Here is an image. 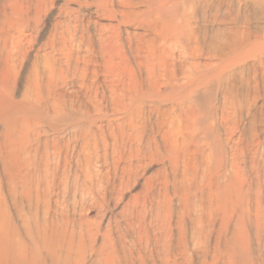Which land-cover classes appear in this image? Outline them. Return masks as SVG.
I'll return each instance as SVG.
<instances>
[{
	"label": "bare ground",
	"instance_id": "6f19581e",
	"mask_svg": "<svg viewBox=\"0 0 264 264\" xmlns=\"http://www.w3.org/2000/svg\"><path fill=\"white\" fill-rule=\"evenodd\" d=\"M64 1L34 55L25 103L9 106L10 83L52 1L0 0V117L14 106L56 120L32 125L27 118L12 129L26 130L25 152L36 142L40 153L30 167L38 184L24 202L52 212L43 234L57 236L68 252L78 234L77 249H85L83 232L93 227L58 210L62 202L73 193L71 207L90 199L101 213L140 185L108 219L101 249L91 250L101 254L97 264H264V0ZM201 96H210L203 109ZM48 132L68 136L39 141ZM6 138L0 135V161L10 175ZM96 162L109 167L96 171ZM2 195L0 232L21 238L18 221L26 218L16 200V213H3ZM83 254L72 263L85 264Z\"/></svg>",
	"mask_w": 264,
	"mask_h": 264
},
{
	"label": "rangeland",
	"instance_id": "374dc122",
	"mask_svg": "<svg viewBox=\"0 0 264 264\" xmlns=\"http://www.w3.org/2000/svg\"><path fill=\"white\" fill-rule=\"evenodd\" d=\"M51 1H52V4H50L51 5V10L49 11V13H47V16L43 19V23H42V26H41V28H40V30L38 32L37 39L35 40L32 48L30 49L29 55H28L27 59L25 60L24 65L19 69L18 75L16 76V78L14 80L15 82L12 81L10 83L11 91H10V93L6 94V96H9L8 98H10V100L12 101L11 103L8 104L9 106H11V104H14L15 101L18 103V105H21V104L25 103L24 100H23V96H24V93H25V89L27 87V76H28L31 64L33 63L34 55H35V53H37L39 48H41L43 46V43H44L46 37L48 36L52 21H54L55 18L59 17V8L62 7L64 5V3H65L64 0H51ZM68 6L70 8H76L77 7L76 3H73V2L69 3ZM89 12H91L89 14L90 16L96 17L95 14H94V9L93 8H90ZM101 22L108 23L109 21L108 20H101ZM47 51H49V50H47ZM40 52H41V54L44 53L43 50H40ZM200 61L201 62H205L206 61L205 57L203 56L200 59ZM23 90H24V92H23ZM64 92H66L67 94H70L72 92V87L70 85L65 86L64 87ZM22 94H23V96H22ZM20 96L22 98H19ZM209 101H210V96H206V97L201 96V97L197 98V104H198V106L201 109L205 108L209 104ZM26 104L29 105V103H26ZM10 108L8 109L9 111L8 110L6 111V113H5V115L3 117H0V135L2 134L4 136H7V138H6L7 140H3L6 143L5 144L6 146H4V147L7 148V149L4 148V152H3L4 157H6L7 166L10 164L8 167L10 168L12 166L15 169H13L11 167L12 168L11 171L13 173L12 174L10 173V175H8L7 173H5L4 170H2L3 169V163H2V161H0V171H1L0 172V180L3 181V183H1L2 181H0V187H1V189H0V197H1V201H2L1 204H2L3 203L2 197H4L2 195V193L5 196H7V198L5 197V199H6V201H7L6 203L8 205L7 204L6 205H2V209L5 208L6 206H8V207L3 209L4 210L3 213L5 211L9 210V212L11 214L12 213L15 214L16 211H18L17 209L20 207L18 214L21 216L20 218H22V219L26 218L24 220L26 223L23 224V222L21 221V224H20V222L18 221L19 229H20V232L22 234L21 238L16 236V235H14V233L12 231H10V232L7 231L6 235H5V233L3 231L0 232V261H2L4 263V260L7 259V261L5 262L7 264H8V262H9V264H69V262H71L70 264H73L76 261L74 259L75 255H77V254L79 255L83 251L84 252L83 255H85V256H83V258L85 257V261H86L85 264H91V263L92 264H97V260H98V258H101L99 256L101 254H99V251H98L99 255L95 254L94 252H92L93 249L95 247H96L95 249H97V250L101 249V245L106 240L105 239V233H107L106 231H108V229L110 228V224L111 223H109V220L111 219V217H114V216L119 214L120 210L122 209V206L126 203V200L131 198L132 195L136 194L139 191L140 185H137V186L129 189L128 192H126L124 194V196H122L121 199H119L117 204H116V200L111 201L110 208L105 209L101 213L98 212L97 210H95V208L92 207L90 199H88V201L84 204L85 206L83 205V207H82V206L78 205L80 208L77 206L78 208H76V209H79V211L81 210L80 212L78 210L74 209L73 207H75L77 205V203L74 202V196L72 195L73 193H71V195L68 196L65 199V200H68V199H70V200L62 202L61 206H59L61 209L58 207V210H60V211L63 210L64 211V209H68L69 213L71 212L70 216L71 217L75 216V219L76 220L78 219L77 222H80V218H82V220H87L89 222V225L91 227H93V232L92 233L83 232V235L86 234V235L83 236V243L85 245V249L84 248H82L81 250L77 249L78 248L77 246H79V244L81 242V240L79 239L80 236L79 237L77 236L78 234H76V236H75L74 247H73V249H71L70 252H68L66 248H61L60 247L61 243H60V240H59V238L57 236L55 238V236L53 235L54 236L53 237L52 234L50 233V235H48L49 236V238H48L47 235L43 234L44 230H42V227L44 225H43L42 222H44L43 220H44L45 217H47V215H49L48 217H50V214L52 212L51 211H45L44 208H42V207H39L38 210H36V207L34 206L35 204L31 205L32 207L34 206L32 208V207L29 206V203L24 202L25 201V199H24L25 193L27 191L31 192L32 190H34L35 187H36L35 185L38 184V182L35 181V179L33 180L30 177V176H33V175H30V171H31L30 167H32V170H34V167L37 166V163H39V162H36L37 158H38V161L41 160L40 153H36V152L34 153V149H36L37 143L35 142L36 144L34 143L31 146V148H34V149H33V152L29 155V153H27V151L25 152V150L20 147L23 144L21 141L23 140V142H24V140L25 141L27 140V139H25L26 130H25V134L24 135H23L24 130L21 132V134L19 133L20 135L19 134H15V135L12 134V129L18 127V124L22 123V121L25 122L24 119H27V118H29L28 119L29 122H30L29 124H32V125L35 124L36 121L43 122V123L47 124V122L48 123H52V122H54L56 120L54 118L53 119L49 118V116H47L45 114V112L40 113L38 115L36 110L32 109V108L30 110H27V111H22L21 110L20 112H19V110L15 111L16 109L14 108V106L11 109ZM16 112H18L19 114L16 113ZM26 112H28V113H26ZM33 113H35L37 116L35 114H33ZM22 114H24V115H22ZM46 116H47V118H46ZM48 118H49V120L47 121ZM1 124H2V126H1ZM20 136L23 137L21 140H20ZM67 136H68L67 133H60L58 135V134H53L52 132H48L47 134L41 135L39 137V141L43 142V141L46 140L48 142L50 141L49 143H52L55 139H64V138H67ZM29 137L32 138L31 135ZM8 138H9V141H8ZM20 142H21V144H20ZM11 146H13L14 148H12ZM42 149H43V147H41V150ZM17 154L20 155V156L17 157L18 156ZM9 155H10L11 159L9 158ZM25 156H26V158H25ZM8 158L10 160H12V159L14 160V161L12 160V162H13L12 164H11V161ZM15 158H17V159H15ZM24 158H25V160H24ZM28 160H29V162H28ZM43 160H45V159H43ZM24 161H25V163H24ZM51 161L52 160H50V163H51L50 167H52L51 165L53 163V161L52 162ZM21 162H22V164H21ZM32 163H34V164H32ZM101 164H102V162H96V163L93 164V167H94V169H96V171L100 169V170H103L105 172L108 169L109 166L103 165V164L101 165ZM42 165H44V161L42 162L41 167H43ZM16 167H19V169L16 168ZM20 167H22V169ZM158 167H159V164H154L153 166L149 167L145 171V175L153 174ZM26 170H27V172H26ZM19 172H20V174H18ZM25 173H27V175ZM21 175H24V176H21ZM12 177L13 178L15 177V178L12 179ZM29 179H30V181H29ZM20 180H21L22 183L20 182ZM24 181H25V184L27 185V187L25 186ZM30 182H32V183H30ZM18 183H21L24 186L22 187L21 184H18ZM2 184H5V185H2ZM28 184L31 185V186H29ZM17 187L18 188L20 187V189H18ZM15 189L17 191H15ZM4 192H6V194ZM18 192L20 193V195H18L19 194ZM12 197L15 198V199H12ZM77 199H79V196H78ZM13 200H14V202H15V200L17 201V203H16L17 207L14 206L16 208V211H15V208H12V209L10 208V207H13V205H14V203L12 202ZM22 201H23V203H22ZM20 202L22 204H20ZM64 203H67L66 207H64L65 206ZM74 203H76V205ZM9 204L11 206H9ZM71 205L73 207H71ZM23 206H25V209L27 208L26 206H28V208L26 209L27 211L23 209L24 208ZM52 207H55V206L53 205ZM71 208H73V209H71ZM32 209H34V210H32ZM27 212H28V214H27ZM38 212L40 213V215H39ZM21 213L25 217H23L21 215ZM45 214H46V216H45ZM77 214H79V215L77 216ZM38 215L40 216L39 218H38ZM42 215H43V217H42ZM87 215H89V216L86 217ZM27 216H29V217H27ZM36 216H37V219H35ZM97 216H98L99 219L97 218ZM26 224H27V226H26ZM100 226H101V228H99V230H98V227H100ZM23 227H25V228L23 229ZM26 227L28 229L27 234L25 233V231L27 230ZM34 228H36V229H34ZM43 229H44V227H43ZM34 230H35V232H34ZM28 233H29V235H28ZM29 236H30V238H29ZM31 236L34 237V239L33 238L31 239ZM77 238L79 239V242H78ZM252 238H254V236H252ZM253 242L255 243V240H253ZM58 246H59V249H58ZM75 246H76V248H75ZM53 248L55 249V251H58L56 253V254H58V257L57 256H53V253H52V252H54ZM254 248H256V243L254 245ZM254 251H256V250H254ZM65 252H66L67 255H68V253L71 255L70 258L66 257V255H64ZM100 253H102V255H103V250H101ZM8 255H9V257H6ZM78 255L76 256V259H77ZM72 260L74 261L73 263H72ZM239 264H242V260L239 261Z\"/></svg>",
	"mask_w": 264,
	"mask_h": 264
}]
</instances>
